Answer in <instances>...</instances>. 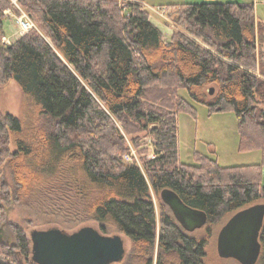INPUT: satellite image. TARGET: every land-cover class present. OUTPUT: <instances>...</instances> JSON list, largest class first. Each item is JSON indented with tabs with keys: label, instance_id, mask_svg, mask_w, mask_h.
<instances>
[{
	"label": "trees",
	"instance_id": "16d2710c",
	"mask_svg": "<svg viewBox=\"0 0 264 264\" xmlns=\"http://www.w3.org/2000/svg\"><path fill=\"white\" fill-rule=\"evenodd\" d=\"M16 1L40 29L6 44L5 10L19 9L0 0V84L15 79L25 97L22 116L0 109V174L9 162L14 199L51 204L72 189L59 199L81 201L132 238L127 264H206L224 219L264 199V21L254 2H174L168 16L179 28L167 38L140 0ZM182 88L209 114L236 113L240 149L261 150L262 162L224 166L201 152L193 164L180 160L178 114L197 116ZM145 131L155 157L141 147ZM126 135L140 161L126 159ZM147 175L158 195L172 187L207 211L205 234L186 231L163 201L158 219ZM11 197L0 179V224ZM14 235L16 246L0 245V264L31 255L24 228ZM260 240L264 257V226Z\"/></svg>",
	"mask_w": 264,
	"mask_h": 264
},
{
	"label": "rangeland",
	"instance_id": "374dc122",
	"mask_svg": "<svg viewBox=\"0 0 264 264\" xmlns=\"http://www.w3.org/2000/svg\"><path fill=\"white\" fill-rule=\"evenodd\" d=\"M19 10L14 8H9L5 10L6 21L5 26L8 29V33L6 35L7 40H11L13 42L17 38L23 36L21 33V28L19 26V19L22 17L24 13H27L24 8L21 7L16 0H12ZM129 0H120V2H128ZM143 6L147 8L148 12L152 15H157L155 10H159L160 8L167 7L171 4L182 3L186 1L191 2H203L207 0H143ZM254 7L256 8V16L264 21V1L263 0H253ZM169 8H163L161 10L162 14L167 16ZM167 11V12H166ZM163 16V15H162ZM164 16V17H165ZM167 22L170 23L169 27L173 31L171 33L164 32L167 38H170L176 29L179 28L178 24L174 22L169 16L165 17ZM151 19V18H150ZM169 20V21H168ZM37 24V23H36ZM38 27V25H37ZM38 29H40L38 27ZM3 40V39H2ZM5 42V40H4ZM7 44V43H6ZM181 95L185 98H189L188 91L185 89L180 90ZM24 94L21 86H19L18 82L15 79H7L0 84V109L5 112H10L15 116H22L23 114V103H24ZM191 100V99H190ZM192 103L196 106V114H189L185 111L179 112L178 118V127H179V150H180V160L195 163V154L196 152L205 153L208 155H212L215 159H217L220 164L224 166L228 165H239V164H251V163H261L262 162V152L261 150H250L243 151L239 147L240 136H239V124L236 117V113L233 111L225 110L223 112H214L213 114H209V108L204 103H198L191 100ZM255 130V128L252 127ZM147 132L140 133L142 146H149V156L155 157V152L153 151L152 140ZM126 138L129 142V146L131 149L130 153L126 154V159L130 160L128 157H136L138 161H140L139 151L133 145L131 136H127ZM135 159V158H134ZM77 166L71 164L68 170V176L74 177L77 175L78 171L75 168ZM2 171L0 174V179L8 185L9 191L12 194L11 201L6 204V225L9 230V237L11 230L17 226H22L28 237L33 230V228H41V227H53L60 226L64 229L73 230L82 225H95L101 227L102 223L105 226V232L108 234L121 233L117 228L115 222L111 221H102L93 218L91 215H88L84 210V207L81 204V201L71 200V203L67 199H63L59 197H65L66 195H73V190L66 188V193L64 195H58L55 197V200L51 204L37 205V204H28L22 201H16L14 195L15 188V179L13 174V168L9 162L4 163L2 166ZM149 185L150 178L146 176ZM262 181L264 183V167H263V176ZM151 197L153 198L155 209L157 210V217L159 219L161 209L160 205L162 199L160 195L156 193L153 186H151ZM93 194H90V198H93ZM264 205V199L257 201ZM249 207V206H248ZM247 208V207H246ZM234 215V214H232ZM228 216L224 219L223 223L217 228V231L212 235L210 240L208 241V245L206 247V256L205 262L206 264H243L242 261L236 256H223L218 253V237L220 233V229L230 220ZM4 220V221H5ZM206 230L204 227L196 229L194 234H205ZM126 243L128 244L129 252L133 250L134 244L132 243V238L127 235ZM158 250H156L157 253ZM1 254V252H0ZM3 259L4 255L1 254ZM155 258L154 264H157ZM131 264H138L136 261H132ZM255 264H264V257L261 255L259 259L255 262Z\"/></svg>",
	"mask_w": 264,
	"mask_h": 264
},
{
	"label": "water",
	"instance_id": "95a60500",
	"mask_svg": "<svg viewBox=\"0 0 264 264\" xmlns=\"http://www.w3.org/2000/svg\"><path fill=\"white\" fill-rule=\"evenodd\" d=\"M160 197L186 231L193 233L207 224V211L190 206L172 187L163 188ZM263 226V204L241 209L220 229L218 253L234 255L243 264H255L262 254ZM31 237L32 259L39 264H106L124 258L122 236L102 235L93 226L76 232L60 227L34 229Z\"/></svg>",
	"mask_w": 264,
	"mask_h": 264
},
{
	"label": "flooded vegetation",
	"instance_id": "af4514ba",
	"mask_svg": "<svg viewBox=\"0 0 264 264\" xmlns=\"http://www.w3.org/2000/svg\"><path fill=\"white\" fill-rule=\"evenodd\" d=\"M101 222V221H100ZM84 226H93L100 234L102 235H106V236H114L116 234H119L122 236L123 240H124V258L121 259V260H115V261H108L106 264H127L130 262L131 260V253L132 251L129 252L128 250V244L126 243V237L128 238L127 234H124V233H114V234H108L105 232V226L104 224L102 223L101 227H98V226H95V225H82V226H79L78 228H75L73 230H69L70 232H76V231H79L80 228L84 227ZM53 227H60V226H53ZM48 228H51V227H41V228H33L34 229H41V230H44V229H48ZM62 228V227H60ZM64 229V228H63ZM33 230L31 231V233L33 232ZM13 232V229L11 230V235L9 237V230H8V226L6 225V220L3 221L1 224H0V245H9V246H16V242H17V239L15 238V235ZM31 233L29 235L30 237V240H31V248H32V237H31ZM18 250V249H17ZM33 250V248H32ZM0 262H3L5 263L6 261H4L2 255L0 254ZM26 264H39L36 260H33L32 259V251H31V255L28 259V261H26Z\"/></svg>",
	"mask_w": 264,
	"mask_h": 264
},
{
	"label": "built area",
	"instance_id": "2783aa9c",
	"mask_svg": "<svg viewBox=\"0 0 264 264\" xmlns=\"http://www.w3.org/2000/svg\"><path fill=\"white\" fill-rule=\"evenodd\" d=\"M140 1L144 3L143 0H140ZM19 26L21 28V33L23 35L25 33L29 32L32 29L38 28L36 22H34V20L31 18V16H29L27 13H24L22 15V17L19 19ZM3 40H5V43H7V44H11L12 43L11 40H7L6 36L3 37ZM128 158L130 160L132 159V157L130 155H129Z\"/></svg>",
	"mask_w": 264,
	"mask_h": 264
},
{
	"label": "crops",
	"instance_id": "0c3cea01",
	"mask_svg": "<svg viewBox=\"0 0 264 264\" xmlns=\"http://www.w3.org/2000/svg\"><path fill=\"white\" fill-rule=\"evenodd\" d=\"M240 1H253V0H240ZM188 2H191V1H188ZM165 8L168 9V7H165ZM155 11L157 15L154 16L151 14V21L155 23L157 26H159V28L162 30L163 33L164 32L171 33L173 31V28L171 29L169 27L170 23L166 21L167 19L164 17V15L162 16L161 11H158V10H155Z\"/></svg>",
	"mask_w": 264,
	"mask_h": 264
}]
</instances>
